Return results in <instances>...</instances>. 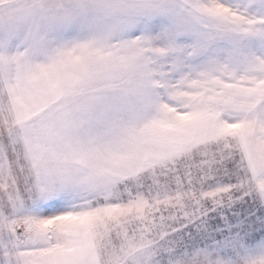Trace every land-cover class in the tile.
<instances>
[{"label":"snow or ice","instance_id":"snow-or-ice-1","mask_svg":"<svg viewBox=\"0 0 264 264\" xmlns=\"http://www.w3.org/2000/svg\"><path fill=\"white\" fill-rule=\"evenodd\" d=\"M0 264H264V0H0Z\"/></svg>","mask_w":264,"mask_h":264}]
</instances>
